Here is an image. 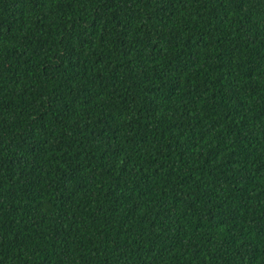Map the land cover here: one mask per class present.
<instances>
[{
	"label": "trees",
	"instance_id": "16d2710c",
	"mask_svg": "<svg viewBox=\"0 0 264 264\" xmlns=\"http://www.w3.org/2000/svg\"><path fill=\"white\" fill-rule=\"evenodd\" d=\"M0 264H264V0H0Z\"/></svg>",
	"mask_w": 264,
	"mask_h": 264
}]
</instances>
